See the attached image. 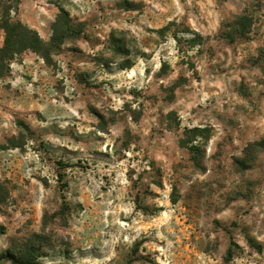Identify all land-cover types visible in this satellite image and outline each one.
Listing matches in <instances>:
<instances>
[{
	"label": "rangeland",
	"instance_id": "rangeland-1",
	"mask_svg": "<svg viewBox=\"0 0 264 264\" xmlns=\"http://www.w3.org/2000/svg\"><path fill=\"white\" fill-rule=\"evenodd\" d=\"M6 5L0 264H264V0Z\"/></svg>",
	"mask_w": 264,
	"mask_h": 264
},
{
	"label": "trees",
	"instance_id": "trees-1",
	"mask_svg": "<svg viewBox=\"0 0 264 264\" xmlns=\"http://www.w3.org/2000/svg\"><path fill=\"white\" fill-rule=\"evenodd\" d=\"M17 1V0H9ZM11 10V6H4L2 8L3 16L0 18V28L4 31L5 38L4 44L0 48V55L2 57H8L10 59L13 54L19 53L25 49H34L35 44H39L42 41L38 37L36 31L24 26L21 22H12L8 19V11ZM63 13L64 10L61 9ZM252 25V20L247 15H239L234 17V20L228 23L230 32L225 36L230 41H233L236 37H245L249 33V28ZM192 132H201L202 129L194 128ZM255 144V143H254ZM194 160V159H193ZM10 254L6 255V259L15 262L17 264H40L36 262V257L31 253H22L20 257Z\"/></svg>",
	"mask_w": 264,
	"mask_h": 264
}]
</instances>
